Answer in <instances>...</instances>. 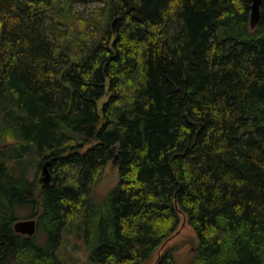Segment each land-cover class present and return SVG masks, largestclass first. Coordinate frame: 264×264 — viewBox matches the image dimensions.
Wrapping results in <instances>:
<instances>
[{
  "label": "trees",
  "instance_id": "16d2710c",
  "mask_svg": "<svg viewBox=\"0 0 264 264\" xmlns=\"http://www.w3.org/2000/svg\"><path fill=\"white\" fill-rule=\"evenodd\" d=\"M251 4L0 0V264H73L72 222L93 264H176L164 247L182 223L190 264H264V0L254 27ZM109 165L117 184L94 205ZM27 219L31 237L13 230Z\"/></svg>",
  "mask_w": 264,
  "mask_h": 264
},
{
  "label": "rangeland",
  "instance_id": "374dc122",
  "mask_svg": "<svg viewBox=\"0 0 264 264\" xmlns=\"http://www.w3.org/2000/svg\"><path fill=\"white\" fill-rule=\"evenodd\" d=\"M94 6V2H79L75 5L74 9L77 11L85 10V12H88ZM106 99L107 95L98 102V106L101 107L103 101ZM39 179H41V173L39 174ZM117 181L118 175L114 165L107 166L104 175L92 191L90 202L94 205L102 203L106 199L108 192L116 186ZM20 214L21 217H26L27 212L22 210L20 211ZM79 226L80 224L73 222L67 226L63 235L62 249L71 256L73 264H93L88 259L87 251L82 243ZM195 245V233L188 225L182 223L180 233L171 238L166 243L164 249L171 251L176 264H190L195 254ZM155 259L156 257H154L150 264H152Z\"/></svg>",
  "mask_w": 264,
  "mask_h": 264
},
{
  "label": "water",
  "instance_id": "95a60500",
  "mask_svg": "<svg viewBox=\"0 0 264 264\" xmlns=\"http://www.w3.org/2000/svg\"><path fill=\"white\" fill-rule=\"evenodd\" d=\"M259 5L260 0H252L251 13H250V25L252 27L258 22L259 19ZM49 161L44 162L41 167V179L43 184H47L50 181V174L48 172ZM13 230L21 235L31 237L36 231V221L34 219L19 220L13 224Z\"/></svg>",
  "mask_w": 264,
  "mask_h": 264
}]
</instances>
